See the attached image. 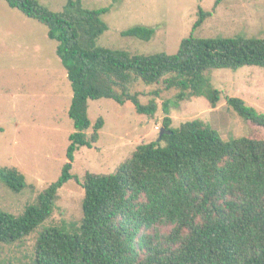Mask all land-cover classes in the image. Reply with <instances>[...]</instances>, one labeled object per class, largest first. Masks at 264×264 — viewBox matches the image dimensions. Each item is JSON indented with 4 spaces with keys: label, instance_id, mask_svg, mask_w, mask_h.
<instances>
[{
    "label": "trees",
    "instance_id": "obj_1",
    "mask_svg": "<svg viewBox=\"0 0 264 264\" xmlns=\"http://www.w3.org/2000/svg\"><path fill=\"white\" fill-rule=\"evenodd\" d=\"M0 1L44 25L58 43L75 128L58 182L21 215L0 210V244L22 243L52 217L59 190L74 179L76 152L92 149L105 125L99 119L87 137L90 101L131 103L137 114L154 117L156 99L175 91L179 102L204 98L216 108L221 92L211 83L213 71L264 69L261 39L203 38L193 31L174 55H138L97 45L108 30L107 8L68 0L62 12H53L41 0ZM208 17L199 8L193 30ZM122 35L150 42L155 30L136 27ZM141 86L158 88L146 104ZM227 105L249 125L248 137L224 141L201 120L175 129L165 102L166 134L159 143L139 146L112 175L87 174L81 223L44 229L35 264H264V113L237 98ZM0 182L16 194L29 188L16 169L0 167Z\"/></svg>",
    "mask_w": 264,
    "mask_h": 264
},
{
    "label": "rangeland",
    "instance_id": "obj_2",
    "mask_svg": "<svg viewBox=\"0 0 264 264\" xmlns=\"http://www.w3.org/2000/svg\"><path fill=\"white\" fill-rule=\"evenodd\" d=\"M86 9L107 8L103 20L108 30L97 45L138 55H174L181 42L194 34L203 38H256L264 40V0H82ZM68 0H41L53 12H62ZM199 8L210 13L202 26L193 30ZM136 27L155 30L150 42L124 37ZM58 43L48 29L0 1V167L23 174L29 188L16 194L0 182V210L21 215L28 205L58 182L67 162L69 137L75 133L69 117L73 91L67 71L57 55ZM213 87L221 92L216 108L204 98L179 102L176 92H164L156 99L154 117L136 113L131 103L113 100L89 102L91 137L99 119L105 125L92 149L82 147L75 154L74 179L59 190L52 217L22 243L0 244V264H35L40 233L51 227L80 224L87 174L112 175L130 160L141 145L159 143L170 103L169 117L177 129L186 122L201 120L216 130L224 141L249 136V125L230 110L227 100L241 99L264 113V69L243 67L238 71L215 70ZM157 87L141 86L142 103L150 101ZM251 134V133H250ZM162 146L164 142L160 143Z\"/></svg>",
    "mask_w": 264,
    "mask_h": 264
},
{
    "label": "water",
    "instance_id": "obj_3",
    "mask_svg": "<svg viewBox=\"0 0 264 264\" xmlns=\"http://www.w3.org/2000/svg\"><path fill=\"white\" fill-rule=\"evenodd\" d=\"M164 134H166V132H165L164 130H162V131H161V134H160V137H161L162 135H164Z\"/></svg>",
    "mask_w": 264,
    "mask_h": 264
}]
</instances>
